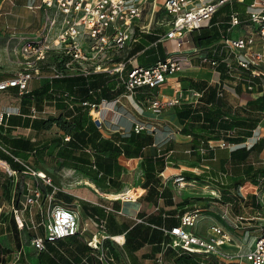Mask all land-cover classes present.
Listing matches in <instances>:
<instances>
[{
	"label": "built area",
	"instance_id": "1",
	"mask_svg": "<svg viewBox=\"0 0 264 264\" xmlns=\"http://www.w3.org/2000/svg\"><path fill=\"white\" fill-rule=\"evenodd\" d=\"M246 2L247 0H41V28L35 36L23 39L20 43L17 51L21 57L20 68L13 76L0 80V92L17 88L19 96H23L30 92L29 82L42 77L51 81L86 77L90 74L118 73L125 88L123 94L113 102L101 99L99 102L81 103L88 109L92 122L102 130V108H108L110 103L126 107L128 102L132 106L136 95L144 88L154 90L170 84V95H156L146 100L148 109L155 116H160L167 108L182 104L198 105L204 92L191 87L184 88L181 80L176 79L185 71L186 66L210 67L224 75L233 85H241L247 92L256 91L264 84V0H249L245 14L232 10L226 33L208 47L195 46L193 38L189 37V34L209 27L212 18L223 6L232 7ZM236 28H240V31L233 35ZM157 29H163L157 42L175 43L173 52L165 48L164 59L149 66H135V59L129 58L125 62L116 63V67L110 70L109 66H101L98 62L102 59L112 60L116 52L136 43L139 35L152 34ZM52 52H56L62 59L60 68L47 64ZM194 55L196 57L192 58ZM100 67L107 70L99 71ZM45 69L49 76H44ZM124 72L125 77L122 76ZM223 82L222 79L216 82L217 99L225 96ZM67 103L73 110L74 104L69 101ZM38 113L45 112L34 106L25 117L36 119ZM14 115L22 116L18 108L7 107L0 112V125L7 128L8 120ZM155 130L156 125L148 128L147 124L141 122L135 123L133 127L135 134ZM227 136L233 137L234 132L228 131ZM70 138L66 135L64 141L68 142ZM263 140L264 135L253 132L242 143L209 141L207 147L201 146L198 151L205 154L216 149H227L230 153L240 148L250 150ZM87 152L91 154V150L87 149ZM0 159L13 169L9 173L0 165V239L13 234L20 238L14 249L5 248L0 241V264H40L38 261L32 262V259H37L46 252L48 244H56L71 237L83 238L93 252L100 254V259L103 254L110 253L112 243L123 248L125 234L122 235V241L117 240V236L107 235L104 231L105 220L82 218L71 204L58 200L55 195L61 188L53 185L51 177L45 171L34 169L1 143ZM12 162L18 163L21 170L15 169ZM250 165L264 168V155L257 161L250 162ZM92 168L96 169L93 159ZM193 173L200 176L196 171ZM19 174L29 178L22 191L18 188L21 183ZM101 175L102 173L99 177ZM160 176L164 186L171 184L174 201L182 193H187L190 198L203 197L209 199L210 203L221 204L220 218L233 222L237 229H242L246 221L256 223L259 220V224H255V230L246 231L247 234L255 233L250 242L248 238L237 239V236L219 223L211 224L204 234H200L195 228L205 217L198 208L188 210L177 216L178 225L170 228L152 225L168 241L161 244V252L156 254L150 264H177L174 259L166 258L169 249L175 251L177 256H190L198 264H264V177L257 183L246 179L238 188L228 189L214 185L218 180L209 177L188 179L183 170L171 176H165L163 171ZM222 185L226 186L227 182ZM44 186L50 187L51 192L45 191ZM139 189L141 192L132 202L144 194L145 189L138 187ZM224 191L233 192L229 194ZM227 195L231 198L224 200ZM109 201L111 204L95 205H99L107 214L124 215L121 209L115 210L112 203L117 201L123 204L129 201ZM247 201L250 203L247 204ZM235 205L254 211L253 215L247 217L244 213L234 216L232 211ZM203 210L206 212L209 208ZM134 221L136 224L145 223L138 216L134 217ZM37 230L40 232L35 233ZM23 234L28 235L27 244L22 240ZM27 245L32 248L33 254L26 252ZM126 258V263L117 261L114 255H110L109 260L112 264H131Z\"/></svg>",
	"mask_w": 264,
	"mask_h": 264
},
{
	"label": "trees",
	"instance_id": "2",
	"mask_svg": "<svg viewBox=\"0 0 264 264\" xmlns=\"http://www.w3.org/2000/svg\"><path fill=\"white\" fill-rule=\"evenodd\" d=\"M245 4L247 6V2ZM233 6H229V10H236ZM231 11L222 16H217V14H215V17L212 19V25L196 31L192 37L194 45L198 47H208L214 42L219 41L222 35L226 33L225 30ZM220 19H222L224 23L217 26L215 23ZM162 34L163 29H157L152 34L139 35V39L136 42L137 44L135 43L137 45L135 53L139 52L138 55L135 54V59L140 62L139 66H149L159 59H164L166 57V49L161 42H157ZM143 57L145 58L143 59ZM101 77H103V74H95L93 77L79 76L53 79L51 81L47 79L45 83L41 84L38 88L24 94L21 97L22 106L30 104L36 98L40 100L43 98L52 99L51 97L54 96V93L59 94L58 98L54 99L56 103L55 108L59 112V116L33 121L32 124H30L29 118L20 116L19 119L23 120L21 123L23 126L27 127L31 125V127H34L36 130L45 129L46 124L49 126L55 124L63 132V135L57 136L54 140H45L44 144L42 142L31 143L29 140L18 138L13 140V147L19 151L35 150L37 160H41L46 154L47 149H50L52 143L55 145H62L64 137L69 135L71 137L70 141L65 142V148H67L66 153L64 154L62 151L57 153L64 159L76 160L78 163L89 165L98 177L99 174L102 173L99 177L101 181L94 184L101 189V191L110 193L115 191L107 187L111 184L110 180L114 179L115 176L121 175L122 172L118 157L120 155H124L127 158L142 157L143 161L141 162V168L145 176L143 185L148 189V195L158 194L159 192L157 189L161 182L160 173L164 171L167 164L164 159L144 156L142 149L146 147V145L152 144L151 137L134 133L129 137L118 138L115 136L110 139L105 138L90 119L88 109L81 105L83 101L99 102L101 99L114 100L125 91L122 84L118 86L114 82L107 81L106 85L101 84ZM190 86L191 88L193 87V89L202 91L206 85L205 83L200 84L191 81ZM209 87L210 91L207 97L205 98L203 95L202 98L204 99L202 100L204 104L195 106L182 104L180 106H175L176 114L183 124L181 133L189 135L195 140L192 152L197 156V159H201V156L198 154V148L201 146L207 147L209 141L219 142L220 140H227L236 144L246 141L252 136L260 119L264 117V90L262 96L255 102H250L248 104V109H256L259 111L257 118L249 119L237 116V114L232 115L225 111L222 108V99L216 98V86L215 88ZM258 89L262 91V88ZM65 94L67 96H65ZM68 101L74 104L75 108L71 110L67 116L70 119L66 120L67 117L63 116L62 112L68 109ZM243 111L246 112L247 109L245 108ZM28 113L23 114L27 115ZM8 122L11 125H16L18 123L12 119H9ZM228 131H233L234 136L228 137ZM263 146L264 140L256 144L250 150L240 148L230 154V158L226 161L225 166L228 163L231 164V167H234V173L231 174V177H228V183L225 188L236 189L246 179H250L254 183H257L259 179L264 177V168H255L247 161L254 150L260 151ZM87 149L91 150V154L87 152ZM16 154L20 157H27V155L19 152H16ZM49 156H51V151ZM211 156V152L205 155V157ZM92 159L96 169L92 168ZM37 160L36 163L39 162ZM11 164L16 169L14 162ZM33 166L32 167L37 170V167L35 165ZM222 170L226 169L222 167ZM45 172L51 177L50 172ZM184 174L188 179L204 178L203 175L197 176L191 172H184ZM165 192L166 189H164L160 195L165 196ZM58 195V197H63L65 199L61 201L71 204L73 200L71 196L64 194ZM82 208L89 217L95 218L97 221L105 220L106 224L104 229L108 234H111V236L125 234L126 240L122 248L123 255L116 252L114 253L115 259L119 262L124 261V254H127L133 255L132 259H130V263L137 264V261H135L137 259L134 255L138 250L144 247V245L148 243L153 245L156 244V247L153 248L156 250V254H158L161 252V244L168 241V238L164 237L160 230L152 228V225L158 226V223H160V221L156 219L151 218L144 221L145 223H135L133 226L129 227L124 223H119L111 213L107 214L103 208L91 206L86 203L82 204ZM178 224L179 223L175 225ZM149 258L144 256V259ZM166 258L168 260L174 259L177 264H198L188 255L177 256L172 249L167 251Z\"/></svg>",
	"mask_w": 264,
	"mask_h": 264
},
{
	"label": "crops",
	"instance_id": "3",
	"mask_svg": "<svg viewBox=\"0 0 264 264\" xmlns=\"http://www.w3.org/2000/svg\"><path fill=\"white\" fill-rule=\"evenodd\" d=\"M40 5L41 0H0V42L6 39H11L16 40V42L20 44L23 39H28L35 36L41 28L43 22V10L40 9ZM223 23L224 22L222 21V19H220L216 21L215 24L218 26L219 24ZM210 25H212V20L210 22ZM171 44L175 46L174 42H171ZM176 79L181 80L182 86L184 88L191 87V81L200 84L205 83L206 86L202 90L204 92L205 98L210 91L209 86L215 88L216 82L222 79L224 80L223 83L225 89V96L221 100L222 108L232 115L237 114V116L249 119H255L258 117L259 111H257L256 109L251 110L247 107L250 102H255L260 96H262L264 84L262 87H260L262 88V91L258 89L253 92H247L243 86L233 85L230 80H228L226 77L224 78V75H221L218 71H215L210 67H199L198 65H195L191 68L186 66L185 71ZM37 80L38 83L40 82V84H42V81L40 79ZM29 84L28 89L30 91L38 88V86L40 85L35 84L32 85L31 88H29ZM171 93L172 90L170 84H167L165 86V90H147L145 88L141 89L136 95L135 104H133L134 102L132 103V107H134L137 113L133 112L129 108L128 102H126V107H123L120 104L113 105V103H110L108 105V108H102L101 117L103 119V129L99 131L105 138L110 139L115 136H117L118 138H122L129 137L130 135L134 134L133 127L135 123H145L147 124L148 128L156 125V130L154 132L144 131L140 133V135L143 136H150L152 142V144L146 145V147L142 149V152L144 156L161 158L166 161L167 165L164 169L165 176H171L178 173L180 170H183L184 172L196 171L197 173L203 175L204 178L209 177L212 180L220 179V183L223 184L224 181H222L221 176H224V174L226 173L227 175H230L226 170H222V167L226 168L225 163L230 158V151L227 149H216L215 151H208L205 154H201L199 152L198 154L199 156H201V160H196L197 156L191 153V151H193V145H195V140L193 137L181 133L183 124L176 114L175 107L165 109L160 116H155L148 109V103L146 101L147 98L154 97L156 95H170ZM7 94L19 96L17 88H10L7 91H1L0 112L5 110L7 107L16 109L18 108L22 117L25 118V116L30 113L31 107L35 106L34 101H32L30 104L22 106V96L17 97V99H15L16 97L12 99L7 96ZM202 100L204 99H201L200 104H204ZM109 101L113 102V100ZM245 108L247 109L246 112L243 111ZM110 109H113V111ZM44 112L45 113H38V117L36 119L29 118L30 124H32L33 121L46 119L45 114L47 113V111L44 110ZM23 113L28 114L26 115ZM19 117L20 116L18 115H14L10 118L13 121L18 122L16 125H11L9 122L7 128H4L0 125V143L8 147L16 156V152L27 155V157H18L28 162L31 166L35 165L38 170L49 172V168L46 165L48 161L44 159L45 156H43L41 160H37L35 150L19 151L13 147V140L18 138L29 140L31 143L42 142L44 144L45 140H48L49 137L46 136L47 131H45L44 129L36 130L34 127H31V125L27 127L23 126L21 124L23 120H20ZM254 132L258 135H264V117L260 119L259 124ZM210 152L212 153V156L205 157V155ZM49 154L50 149H47L46 155L49 156ZM263 155L264 146L262 147V153L260 154V157ZM36 160L39 162L36 163ZM142 161V157L127 158L124 155H120L118 157V162L122 167L120 177L122 182L127 184L124 188H127V186H129L130 184L137 187L129 191H125V193L133 192L131 194H124L117 197L114 195V192L119 193V191L115 190L111 193L103 192L101 191V189L97 188L94 183L93 184L101 192L113 194L114 198H111L109 200L123 199L125 201H129L125 203H138V207L134 208V210L130 214H125L122 209V206H124L125 203L121 204L117 201L112 203L115 210L121 209L124 213V215L121 216L115 213H111L119 223H124L131 227L135 224L134 217L138 216L144 221L151 218L156 219L160 221V223H158V226L167 228L175 226V224L179 223V218L177 216L182 215L184 212L188 211V208L192 207L196 203L184 205L181 203H177V201H174L172 199L174 193L171 190V184H169L168 186H164L162 179L157 189L159 193L153 195H148V189L145 188L142 183L134 184L130 182V175H132V173L137 171L143 172L141 168ZM14 164L17 170L21 169V166L18 163ZM228 177L229 176L225 177V181H228ZM138 187L145 188V192L142 196L138 197L135 202H132L136 198L137 194L141 192L140 189L138 190ZM43 189L47 192H51L50 187L44 186ZM164 189H166V192L164 194L165 196H161L160 194ZM77 198H80L92 204L98 203L96 200H92L86 195L83 196L82 194L80 196H77ZM109 200L106 199L105 204H111ZM198 201L200 200L194 202L198 203ZM82 204L84 203H81V205H79V208L75 209L81 214V216L83 215L82 218L90 219L91 217H89L83 210ZM207 209L208 207L205 208V210ZM39 232L40 230L35 231V233ZM106 234L111 236V234H108L107 232ZM117 237L118 240H123L122 235H117ZM1 240L2 238L0 239V241ZM155 245L156 244L153 245L151 243H148L135 253L134 257H136L137 259L135 260L137 261V264H150L151 259H143L142 253L145 248L156 247ZM26 252L29 255L33 254V250L29 245H27L26 247ZM115 252L123 255L122 249L113 246L110 250V253L107 255L103 254L102 259H100V254L93 252L91 248L86 245L83 238L76 237L63 240L56 244H48L47 251L42 253L39 258L32 259V262L38 261L40 264H112L109 258L110 255H114ZM126 257H128L130 261L133 255L125 256L124 254L125 263L127 261Z\"/></svg>",
	"mask_w": 264,
	"mask_h": 264
},
{
	"label": "rangeland",
	"instance_id": "4",
	"mask_svg": "<svg viewBox=\"0 0 264 264\" xmlns=\"http://www.w3.org/2000/svg\"><path fill=\"white\" fill-rule=\"evenodd\" d=\"M249 0H247V4H248ZM234 9L238 10L239 12H241V14H245V10H246V4L240 5V4H235ZM230 7L229 5H225L223 6L220 11L217 13V16H222L225 15L226 13H229ZM242 29V28H241ZM240 31V28H236V30H234L233 35H237ZM196 32V31H195ZM189 34V37L192 39V37L194 36V33ZM137 44V43H136ZM135 43H131L127 48H125L124 50L120 51V52H116L113 59L112 60H99L98 62L101 63V66H109V65H113L116 63H119L121 61L125 62L126 60H128L129 58H136V55H138V53H135L136 49H137V45ZM164 48L169 49L170 51H174L175 46L171 44V42H164L163 44ZM20 44L16 42V40H11V39H6L3 40L2 42H0V79L5 78V77H10L13 76L17 70L20 68V55L17 53L18 48H19ZM136 54V55H135ZM196 57V55L192 56V58ZM145 57H143L144 59ZM62 59L59 58V56L57 55L56 52H52L51 56L48 58L47 64H50L51 66H55L56 68H60L61 67V63ZM133 64L135 66H139L140 62L138 60H134ZM91 66V65H90ZM147 66V65H145ZM89 67V66H88ZM264 68V67H263ZM44 76H49V74L47 73V69L44 70ZM103 77H101V84L106 85V81L108 82H114L116 85L120 86L121 85V77L120 74L118 73H102ZM94 74H90V75H86V77H93ZM123 77H125V72L122 74ZM42 81V84L45 83V81L47 80L46 77H42L40 79ZM38 83L37 79H33L31 80L30 84H29V88H31L32 85H35ZM40 82L37 84L39 85ZM41 85V84H40ZM39 85V86H40ZM38 86V87H39ZM165 86L163 85L161 86L160 90H165ZM156 89V90H158ZM58 93H54V96L51 97L52 99H48V98H43V99H38L36 98L34 100V105L37 108V110H45L47 111L46 115V119L47 118H54L59 116V112L56 110L55 106L56 103L54 101V99L58 98ZM10 98L14 99V97H16L15 99H17V97L19 96H13L8 95ZM126 102V101H125ZM127 104V103H126ZM200 104V103H199ZM129 108L137 113L134 109V107H132L131 105H129ZM75 107L73 106V109ZM71 108L68 107V109L64 110L62 112L63 116L67 117L69 115V112H71ZM70 118H66V120H69ZM48 123V122H47ZM45 131H47L46 136H49L48 139L49 140H54L57 136H62L63 132L60 130V128L58 126H56L55 124H53L52 126H49L48 124L45 125ZM65 142H63L62 145H55L54 143L51 144L50 146V151H51V156H47L46 154L44 155V159L48 161V163L46 164L47 167L49 168V172L51 174V178H52V183L53 185H56L57 187L61 188V191H59L55 197L59 200H65L63 197H58V194H64V195H68L71 196L73 198L71 205L72 207L75 208H79V205H81V203H86L89 204L91 206H95V207H99L101 208L99 205H95L92 203H88L80 198H77V196H80L81 194L84 196L86 195L88 198L92 199V200H96L98 202V204H105L106 203V199L103 198L102 196L98 195L96 192H94L91 188H89L88 186L84 185L82 183V181L84 179H87L93 183L96 182H100V178L98 176L95 175V173L92 171V169L89 167V165L87 164H81L78 163L76 160H68V159H64L63 157H60V154L57 152H63L64 154L66 153L67 148H65ZM60 150V151H59ZM191 153L194 155V153L191 151ZM262 153V149L260 151H255L250 155V157L248 158V162H252V161H257L260 158V154ZM196 158V157H195ZM196 160H201V159H196ZM225 168V167H224ZM226 171L230 174L227 176L231 177V174L234 173V167H231V164H227L226 165ZM21 169H18V171H20ZM122 171V170H121ZM193 173V172H191ZM201 175V174H200ZM19 181L21 182L19 185V190L22 191L21 189L23 188L24 183L29 180V178L23 174H19L18 176ZM222 181H224V183H228V181H225V176H221ZM220 179H218V182H214V185H218L220 187H225L223 186L220 181ZM57 182V183H56ZM103 182V181H102ZM130 182L134 183V184H139V183H144L145 182V176L143 172L137 171L132 173V175H130ZM110 185L107 186L108 188H112L114 190L119 191L118 192H114L115 196H121L124 194H131L133 192H126L125 191H129L133 188H137L135 185H131V186H127L126 187V183H123L121 180L120 175L119 176H115L114 179L110 180ZM10 184V183H8ZM227 186V185H226ZM213 187V186H212ZM229 189H233V188H229ZM225 193L232 194L233 191H224ZM228 196V195H227ZM224 196V200H227L228 198H231L230 195L227 197ZM194 202V201H197ZM177 203H181V204H193L196 203V206H192L190 208H188V210H193L195 208H198L201 210L202 216L205 217L204 219H201L198 226L195 228V231L200 233V234H204L205 233V229L210 226L213 223H219L221 224L223 227H225L226 229H228L229 231H231L235 236H237V239L243 238V239H249V242L252 240V237L255 235L254 232H251L250 234H247L246 231H253L256 229L255 224H259V220L256 221H246L243 225H242V229H237L234 226L233 222L227 221V220H222L220 218V209L222 208L221 204H214V203H210L209 199H203V197H199L196 196L194 198H190V195H188L187 193H182L177 195V199H176ZM250 201H247V204H249ZM138 207V203H125L124 206H122L123 211L125 212V214H130L134 208ZM208 207L209 210H207L206 212L203 210L204 208ZM252 210L247 209L244 210L242 209V207H239L238 205H235L233 208V215L237 216V215H241L246 213L247 217H250L253 215ZM83 216V215H82ZM250 223V224H248ZM242 232V233H241ZM27 236L26 234L22 235V240L24 243L27 244ZM250 236V237H249ZM20 241V238L18 237V235L13 234V235H8L6 237H2V245L5 248H10V249H14L16 246H18V243ZM15 244V246H14ZM113 246H115L116 248H118V246L115 243H112ZM1 245V244H0ZM153 247H147L144 249L143 253H142V258L144 259V256H147L149 259H153L156 255V250ZM10 251V250H8ZM151 263V261H150Z\"/></svg>",
	"mask_w": 264,
	"mask_h": 264
},
{
	"label": "bare ground",
	"instance_id": "5",
	"mask_svg": "<svg viewBox=\"0 0 264 264\" xmlns=\"http://www.w3.org/2000/svg\"><path fill=\"white\" fill-rule=\"evenodd\" d=\"M114 67H116V65L115 64H113V65H109V69L108 70H110V69H113ZM104 70H107V69H104L103 67H100V69H99V71H104ZM0 165L2 166V168L3 169H5L7 172H11L13 169L11 168V166H9L8 165V163H4V162H2L1 161V159H0ZM82 183L84 184V185H86V186H88L89 188H91L93 191H95V192H97V194H99L100 196H102V197H104V198H106V199H111V198H114V195L113 194H110V193H103V192H101L100 190H98L97 188H96V186L93 184V182H91V181H88V180H83L82 181ZM125 201V200H124ZM128 201V200H127ZM123 238V237H122ZM117 240H118V237H117ZM120 241V240H119ZM122 241V240H121Z\"/></svg>",
	"mask_w": 264,
	"mask_h": 264
}]
</instances>
